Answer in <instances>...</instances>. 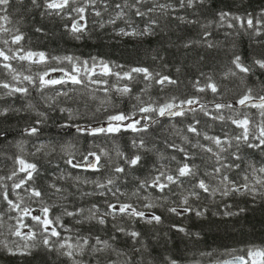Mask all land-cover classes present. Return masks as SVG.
I'll return each instance as SVG.
<instances>
[{"label": "trees", "instance_id": "trees-1", "mask_svg": "<svg viewBox=\"0 0 264 264\" xmlns=\"http://www.w3.org/2000/svg\"><path fill=\"white\" fill-rule=\"evenodd\" d=\"M47 2L11 0L8 21L0 19L9 29L0 33V49L16 57H0V264H214L264 248V108L250 104L264 97V68L256 63L264 61V0H73L62 10ZM77 21L83 27L74 32ZM29 51L45 53L47 62L19 60ZM237 56L248 73L237 68ZM101 61L111 74H102ZM133 68H147L151 77L121 78ZM45 73L65 82L42 86ZM164 77L174 83H159ZM245 95L252 99L240 105ZM168 104L194 109L163 117L159 109ZM118 114L131 118L127 124L139 121L137 130L109 120ZM244 119L247 140L238 139L244 129L232 122ZM101 125L120 131L92 134ZM33 127L36 133L26 131ZM91 154L100 157L95 169L87 166ZM20 159L36 165L32 179ZM185 164L193 174L179 177ZM157 177L163 190L154 186ZM201 180L208 191L198 187ZM121 205L131 207L121 213ZM45 207L49 232L31 219L45 218ZM24 208L31 216L21 218ZM153 215L160 221L149 223ZM53 227L60 237L50 236ZM17 230L35 237L25 240ZM25 246L31 255L8 251Z\"/></svg>", "mask_w": 264, "mask_h": 264}, {"label": "snow or ice", "instance_id": "snow-or-ice-1", "mask_svg": "<svg viewBox=\"0 0 264 264\" xmlns=\"http://www.w3.org/2000/svg\"><path fill=\"white\" fill-rule=\"evenodd\" d=\"M35 2H36V0H33V3H35ZM72 2H73V0H48V2L46 4V7L48 9H53V10H62L64 8L68 7L70 5V3H72ZM188 2L190 4H192L194 2V0H188ZM199 2H203V0H199ZM10 3H11V0H0V14H3V15H0V19H2L4 21H8V19H9V17H8V15L6 13H7V8L10 5ZM75 11L77 13H84L86 11V9L84 7H78V8L75 9ZM96 14L99 15V13H96ZM139 14L142 15V13H139ZM225 15H228V14L222 13L221 14V18H223ZM81 19H83V16H81ZM247 24H248L249 27H252L253 21H252L251 18H249L247 20ZM82 27L83 26L79 23V21H77L75 24L72 25V31L79 32V31L82 30ZM8 31H9L8 28L4 27L3 25H0V33H6ZM126 34L135 35V33H126ZM23 39H24V37H23L22 34L15 35L12 38V43L13 44H20V42ZM4 43H8V41H4ZM0 57H2L5 61L16 58L15 56H9L3 49H0ZM34 57H38V59L36 60L37 63H45V62H47V57H46L45 53H43V52L34 53V52L29 51L25 55H21L18 58L21 61H32ZM55 59H60V58H55ZM63 59L71 61L73 58L72 57H64ZM84 63L87 64L88 62L85 61ZM100 63L102 65V74H105V75L111 74V69L109 68V66L106 63H104L103 61H101ZM234 63L236 64L237 68L240 69V71H242L244 73H248L250 71V69L248 67L244 66L241 63V59H240L239 56H237L235 58ZM256 63L261 68H264V61L258 60V61H256ZM4 67L9 68V69L12 68V66L10 64H5ZM12 70L15 71L14 69H12ZM53 71H55V69H53ZM61 71H63V70L61 69ZM76 71H79V68H77ZM132 72L144 74L147 78L151 77V73H149V70L147 68H133L131 70V72L124 73L123 77H121V78L132 79ZM46 75H48V73H45V74L40 76V83H41L42 86L55 85V84H59V83L65 82L63 78H61V79H45L44 76H46ZM65 75L74 84L83 83V81L80 78H78V76H76V75H72L70 73H65ZM116 75L119 76L120 74H116ZM14 78H18V77H14ZM24 79L31 81L32 77L31 76H25ZM165 81H169L170 83H174V81H170L168 77H164L163 79H161L159 81V83L163 84V83H165ZM93 82L94 83H101V81H93ZM3 87L7 88V87H9V85L4 84ZM209 87L211 88V90L213 92H216L217 89H216V86L214 84L209 85ZM14 91L15 92H25L26 93L27 89L26 88H24V89L15 88ZM122 91L124 93H127V92L130 91V89L125 87L124 89H122ZM201 91H203V89H201ZM251 99H252V97H250L248 95H245L242 99L239 100V104L240 105H245ZM261 100L264 101V97H262ZM184 103H187V104L191 105L193 103V100H188V101H186ZM173 107H174L173 104H168L165 107H162V108L159 109V114L161 116H163L165 114H168V115H183V112L172 111ZM215 107H216L217 110H219V109L225 107V105L217 104ZM259 107L264 108V103H261L259 105ZM153 110L154 109H152V108H142L141 109L142 112H149V111H153ZM262 115H264V113H262ZM130 119H131L130 117H127V116H125L123 114H118V115H114V116L109 117L110 121H119V122H123L125 120H130ZM219 119L223 120L224 117L220 116ZM232 122L237 124L239 127L244 129V131L242 133V137H239L238 139L243 138V139L247 140L249 121L247 119H244V120H240V121L233 120ZM137 123H139V121H135L134 123H129V124L126 125V127L132 128L133 130H137L135 128V124H137ZM189 130L194 132V133H197V129H196L195 126H190ZM26 131H29L30 133L34 134V133H36L38 131V129L33 127L30 130H26ZM77 131H83V129L78 128ZM118 131H120V126L119 125H111L108 128L101 127V128H97V129H91L92 134H96L98 132L99 133H108V132L115 133V132H118ZM258 139H260V144L264 145V128L260 129V137H258ZM214 142L217 145H219L221 143V141L218 138L215 139ZM250 146H253V145H250ZM255 146H259V145H255ZM181 151H182V149H181ZM208 151H212V149L209 148ZM91 155L95 156V154H91ZM99 160H100V157L99 156H95V159L93 161H89L87 163V166L95 169V168L98 167ZM139 160H140V157L136 156L134 159H131L129 161V163L131 165H136ZM68 163L71 164L72 161L69 160ZM19 164L21 165L20 171L27 172V179L28 180L32 179V172H34L36 170V165L27 163L23 159L19 160ZM73 166L76 167L78 165H73ZM81 166H83V165H81ZM29 169H31L32 171H28ZM117 171L122 172V171H124V169L123 168H118ZM260 171L264 172V168H261ZM192 174H193L192 168H190L189 165H187V164H185L183 167H180L178 169L179 177L189 176V175H192ZM161 175H163V174H161ZM166 179H167V181L172 182V183H176L177 182V178H174L172 175H168L166 177ZM23 183H26V181L22 180L21 183L16 184L15 187L16 188H20ZM109 183H111V181H109ZM154 186H158L161 190H163L167 185L159 183V177H157L156 178V184H154ZM198 187L203 189L204 191H208V188H207V186H206V184H205V182L203 180H201L199 182ZM237 191H239V189H237ZM32 195L39 197L41 195V193L39 191H37V190H33L32 191ZM8 203L13 209H20V205L19 204H14L13 201H11V200H9ZM185 203H187L186 200H185ZM110 207L115 209V205H110ZM129 207H131V206L130 205H121L120 208H119V211L121 213L127 212ZM41 211L43 213V216L45 217L43 219L39 215L31 216L30 210L27 209V208H24V209L21 210V218L24 217V216H31L32 220L36 221L37 224L43 226V231L44 232H49V226L53 224L52 220L46 218L48 216L49 209L47 207H45ZM171 211L172 212H177V209L173 208V209H171ZM185 211H187V209H185ZM132 214L140 216V217H144L145 216L144 213H142V212L137 213V212H135V210H133ZM177 214H179V213H177ZM69 215H72V213H69ZM153 220H155L156 222H159L160 221V217L153 215L151 217V219L148 220V222L151 223ZM18 222H19V220H18ZM100 223H104V221L100 220ZM26 226L27 225H25V224H22V223L20 224V228H24ZM180 230L183 231V229H180ZM14 234L16 236L22 237L25 240L33 239L35 237V233L34 232H29V233H23L22 234L21 231L17 230V231H15ZM131 235L135 237V236H138L139 234L136 233V232H133V233H131ZM50 236H52V237H60V233L58 231H56V229L53 227V228H51ZM85 243H86V241H85ZM44 244H45V246H50L49 238H47V237L45 238ZM60 247L64 248L65 245L63 243H61ZM68 247L71 248V245H69ZM8 251L13 256H16V255H20V256L31 255V251H30L29 246H25L24 249L19 250V251H15V250H12V249H8ZM65 254L67 256H69V257L72 256V252L71 251H67ZM234 259L236 261V264H264V248L248 249L245 252L244 255L235 257ZM173 264H175V262H173Z\"/></svg>", "mask_w": 264, "mask_h": 264}, {"label": "water", "instance_id": "water-1", "mask_svg": "<svg viewBox=\"0 0 264 264\" xmlns=\"http://www.w3.org/2000/svg\"><path fill=\"white\" fill-rule=\"evenodd\" d=\"M261 103H264V101L252 102L251 104H253V105H260ZM176 111L182 112L183 109L176 110ZM216 264H236V261H235V259H230V260H227V261H224V262H221V263H216Z\"/></svg>", "mask_w": 264, "mask_h": 264}, {"label": "rangeland", "instance_id": "rangeland-1", "mask_svg": "<svg viewBox=\"0 0 264 264\" xmlns=\"http://www.w3.org/2000/svg\"><path fill=\"white\" fill-rule=\"evenodd\" d=\"M49 78L53 79V78H56V76H54V75L52 74V75H50Z\"/></svg>", "mask_w": 264, "mask_h": 264}]
</instances>
